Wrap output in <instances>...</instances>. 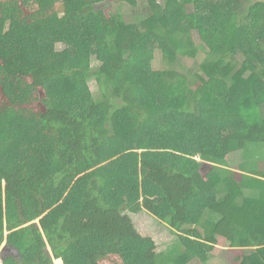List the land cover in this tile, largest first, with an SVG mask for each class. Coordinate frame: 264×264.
<instances>
[{"label":"trees","instance_id":"trees-1","mask_svg":"<svg viewBox=\"0 0 264 264\" xmlns=\"http://www.w3.org/2000/svg\"><path fill=\"white\" fill-rule=\"evenodd\" d=\"M103 1L0 0L3 264H264V0Z\"/></svg>","mask_w":264,"mask_h":264},{"label":"rangeland","instance_id":"rangeland-1","mask_svg":"<svg viewBox=\"0 0 264 264\" xmlns=\"http://www.w3.org/2000/svg\"><path fill=\"white\" fill-rule=\"evenodd\" d=\"M139 1V0H138ZM140 2V1H139ZM119 2H117V0H104L103 2L97 4V7H115L116 9H119L121 6L118 4ZM126 11V15H131V10L128 9V6L124 7V10ZM135 16H141L140 11H138L136 13ZM59 50L63 49V46H58ZM161 56L159 53H157L156 58L153 61V66L154 69L159 70L162 69V64H161ZM184 61H178V64L176 66L177 70L180 71H184L187 72L188 70L186 68H188L190 65H188L189 61L186 60L185 64L183 63ZM100 63L99 62H95L93 63V66H99ZM96 68V67H95ZM89 87L92 91V93L96 96V98H100L101 93L99 90V86H98V82L96 80H91L89 83ZM264 165V164H263ZM261 169H264V166H262V163L260 165ZM140 221H137V225L139 228H143V232L144 234H146L147 232H145V223L148 221L145 217L140 218ZM155 231V232H154ZM153 236L156 238V242H157V251H166V253L170 252L171 250L175 249V248H179L180 251L182 253H184L185 251V247L183 246V244L181 246H179L180 244V240L179 238L173 233H170V229H166L163 230L161 228H157L154 229L153 231H151ZM154 232V233H153ZM8 243H4V245L0 248V264H3V260L7 257H15L16 259L21 258L20 253L15 250V249H9L8 248ZM183 257V259L185 258L184 254H181L180 258ZM234 253L229 249V247H227L226 245H224V243H219L218 245H216L215 249L213 251L210 252L209 257L206 256L205 261H202L200 259V257H189L187 258L186 256V261L185 264H235L234 261ZM54 264H63V262L61 261H54Z\"/></svg>","mask_w":264,"mask_h":264},{"label":"bare ground","instance_id":"bare-ground-1","mask_svg":"<svg viewBox=\"0 0 264 264\" xmlns=\"http://www.w3.org/2000/svg\"><path fill=\"white\" fill-rule=\"evenodd\" d=\"M61 262V261H60Z\"/></svg>","mask_w":264,"mask_h":264}]
</instances>
